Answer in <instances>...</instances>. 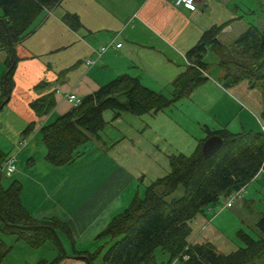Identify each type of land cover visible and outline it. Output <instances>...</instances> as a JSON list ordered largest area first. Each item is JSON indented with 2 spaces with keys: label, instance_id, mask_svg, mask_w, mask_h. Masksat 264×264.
<instances>
[{
  "label": "crops",
  "instance_id": "0c3cea01",
  "mask_svg": "<svg viewBox=\"0 0 264 264\" xmlns=\"http://www.w3.org/2000/svg\"><path fill=\"white\" fill-rule=\"evenodd\" d=\"M242 3L243 0H196L194 8L189 9L176 7L168 0H63L53 9H46L32 25L35 32L16 45L19 61L14 74L15 87L9 102L0 110V153L5 156L10 152L17 154L19 171L15 180L22 183V202L32 216L37 219L55 217L69 225L73 241L65 233L59 234L68 256L58 264H87L85 260L72 257L74 249L94 251L102 245L107 248L111 244L109 238L100 239L99 234L138 193L133 189L137 180L144 185L149 183H145L147 177L143 171H133L128 166L130 160L122 157V149L131 145L126 144L130 128L124 125V113L114 120V112L105 111L107 126L109 122L111 124L104 127L101 139L93 138L87 143L89 146L85 147L84 154L70 166L46 161L45 144L37 138L40 135L38 128L73 108L66 98L68 93L84 97L122 74L137 76L145 86L170 95L172 82L188 65L187 51L211 24H224L227 18L228 22L238 19L239 16L232 11L240 9ZM249 8L254 12L253 4ZM68 12L78 14L83 24L80 29L73 30L62 20ZM228 26L225 31L230 28ZM118 43H121L120 47L116 46ZM103 45L108 47L98 57L97 50ZM9 54L6 48L0 47V83ZM88 59L95 63L88 64ZM218 72L222 78L224 71ZM207 75L208 79L195 90L202 91L205 101L211 99V88H220L219 79L211 80L208 70ZM41 81L48 82V87L35 90V85ZM50 91L55 92V109L46 116H36L30 102ZM195 91L181 102H195L196 97H200V92L194 94ZM169 108L146 114V121L155 119L158 124L156 136L152 137L150 144L144 142V146L157 153L161 152L156 148L160 141L169 144L180 140L187 146L191 143L193 147L188 146L191 150L206 136L197 138L192 135L177 114L170 117ZM33 121L37 122V129L31 134H23ZM183 126L186 128L184 134ZM110 128L121 132L119 140ZM22 138L27 139V144L21 148L18 143ZM175 149L178 152L183 150L174 144L168 152ZM164 153L163 158L155 161L154 169L161 173L153 178L170 170V153L163 156ZM263 174L264 171H260L230 207L242 196L243 205L256 203V197L264 192ZM1 182L4 186L11 183L5 184L2 179ZM223 199L220 210H227L228 199ZM202 214L191 224V242L208 241L223 252L217 240L220 237L233 240L228 235V225L223 220L221 227L219 224L213 226L216 220L209 221ZM232 220L231 227L235 226L232 230L236 233L239 218L235 213ZM206 231H209L207 236L203 235ZM2 238L12 245V249L1 264L49 262L51 256L55 258L58 253L52 244L53 247L46 243L32 248L26 241L17 240L15 235L2 234ZM235 246H239L237 242ZM46 249L50 255L44 253Z\"/></svg>",
  "mask_w": 264,
  "mask_h": 264
},
{
  "label": "trees",
  "instance_id": "16d2710c",
  "mask_svg": "<svg viewBox=\"0 0 264 264\" xmlns=\"http://www.w3.org/2000/svg\"><path fill=\"white\" fill-rule=\"evenodd\" d=\"M62 1L0 0V19L7 24L5 26L0 20V47L9 51L10 37L13 48V58L9 54L5 61L7 92L4 76L0 83V110L9 102H6L7 96H11L15 87L14 74L19 61L16 45L35 32L32 25L46 9H53ZM62 20L73 30L83 26L75 13H66ZM228 25L229 22L210 26L187 51L188 65L174 79L170 96L145 86L137 76L122 74L84 96L79 105L53 122L42 124L38 132L46 147V161L55 165L76 162L91 139H101L100 132L107 124L104 118L107 110L114 112V119L124 112L155 114L189 97L208 79V64L204 58L210 50L217 53L229 86L248 81L264 95V29L251 24L232 45H226L219 36ZM48 85L41 81L34 89L42 90ZM56 105L55 92L50 91L32 100L29 106L36 116L42 117L52 113ZM262 115L264 117V109ZM36 129L37 122L33 121L23 134H31ZM212 135H219L223 144L211 157L205 158L202 146ZM4 156L0 153V165L7 155ZM168 158L169 172L149 184L144 196L136 193L129 205L99 234L98 238H109L111 244L94 251L74 249L72 257L85 260L87 264H264V215L257 222L260 236L253 237L245 229L237 230L235 236L239 247L229 253L220 252L208 241L191 242V224L199 214L222 198L228 199L232 193L241 191L264 171V130L237 133L228 129L207 130V136L199 140L192 154L175 153ZM2 177L0 264L12 249L2 234L15 235L17 240L26 241L32 248L52 242L57 256L52 261L42 260L37 264L61 262L68 254L59 232L67 234L73 241L67 222L55 217H33L22 202V183L14 180L4 186ZM180 186L184 189L183 195L168 199ZM158 249L169 256L167 262L158 259Z\"/></svg>",
  "mask_w": 264,
  "mask_h": 264
},
{
  "label": "rangeland",
  "instance_id": "374dc122",
  "mask_svg": "<svg viewBox=\"0 0 264 264\" xmlns=\"http://www.w3.org/2000/svg\"><path fill=\"white\" fill-rule=\"evenodd\" d=\"M248 1L249 2L243 0L240 9L232 11L234 15H238L239 18L230 21L228 26L230 28L227 31L225 30L222 31V33L219 36L220 41L222 43L226 45H232L235 42V40L240 36V34L243 31H245L251 24L258 26L261 29H264V7H263L264 0H248ZM250 3L254 5V12H252L251 11L252 9L249 8V5H251ZM1 12L2 11L0 9V14ZM228 19L229 18H227L225 21L228 22L229 21ZM205 61L208 64V68L206 69V72L208 70V74L209 77H211L210 78L211 80L219 79V81L221 82V83L218 82L220 88H211L210 91L211 99L209 101L208 100L205 101V98L202 96V91H195L194 94H197L196 92H200V97L199 96L196 97V100L193 103L187 102L184 104L181 102L183 99H180L174 104L173 107L169 108L170 117L173 114H177L180 122L185 127H189L192 135H195L197 138H202L207 136V130L217 131L224 129L223 127H225L226 129H228L233 133H237L238 131L241 132L243 130L263 131L264 117L262 115V112L264 109V95H262V92L258 88L251 87L248 81H242L241 83H238L236 85L229 86L226 80L224 79V77L219 78L220 76L218 74L219 73L218 71L221 70L223 72L224 70H222V68L219 66V57L217 53L214 52L213 50L208 51V53L205 55ZM228 96L233 98L234 101H232V99H230ZM106 112H113V111L107 110ZM124 114H125L124 116L126 117L124 121L125 123L124 125L129 126L130 128V131L127 132L129 134H127L128 140L126 141V144L130 143L132 146L128 145L127 147H124L122 149V157L124 158L126 157V160L127 159L130 160L128 166L133 171L138 172L139 170H141L144 172L145 176L147 177L145 179V183L151 184L154 180L157 179V177L156 178L153 177L161 173L160 171H156V169L154 168L156 167L155 161H157V159L163 158L162 153L164 152L170 154L183 153L186 155H190L196 150V147L198 145L197 143L194 145V148L188 150V146L190 148L193 147L191 143H188L187 146L186 143H183L180 140H174L169 144L160 141L159 145L156 148L162 153L161 152L156 153L155 152L156 150H151L149 146H144V142L150 144L149 141L152 139V137L156 136V128H157L158 120L147 119L146 121L145 116H148L146 114L135 115L130 112L127 113L124 112ZM110 124L111 123L109 122V125ZM106 126L107 124L105 125V127ZM185 127L183 134L186 132ZM103 129L100 132L101 135L104 133ZM109 130L112 131L113 135L117 136L119 140L121 132L118 129L113 130L112 128H110ZM177 135L180 138L181 133ZM37 138L42 140L40 135H38ZM34 142H36V140ZM174 144L176 145L178 144L180 149L183 150H179L178 152L175 149L168 152L171 146ZM88 146L86 145V147ZM125 150L126 153H123V151ZM165 153L163 154V156L166 155ZM166 167H167L166 169L169 168L168 166ZM18 171L19 169L17 170V172L15 171L11 175L12 177H9L6 175L5 172L1 174V170H0V176L3 175L2 181H4L5 184L14 181L18 174ZM167 172H163V173L167 174ZM166 174H163V176ZM261 178H264V174L261 176ZM149 184L144 185L138 179L136 187H134L133 189L135 193L138 192L141 196H144L145 189ZM252 189L253 187L250 188V190ZM183 193H184V189L182 186H180L173 195L168 197V199H172L173 197H180L183 195ZM250 197L251 196H249L248 198ZM223 200L224 199L222 198L221 201L218 202L217 204L212 205L209 208H206L203 214L201 213L202 214L201 216H204L205 218H207V220L209 219V221L216 220L212 224L213 226H217L219 224L221 227L223 225V220L225 225H228L227 228V231H229L228 235L233 240H231L230 238H223V237H220L218 238L219 240H217L218 243L220 244L219 249H221L224 253H228L239 247V246L238 247L235 246V242L236 241L239 242L235 236L234 233L235 230L234 231L232 230L234 229L235 226H233V228L231 227L232 223H234L232 220V216L234 215V213L239 218V221H237L239 226H237V228L235 229H240L241 227H244V229L248 231L253 237L260 236L261 232L257 227V222L261 217V212L262 211L264 212V192L262 196L256 197V203H249L248 205L247 204L243 205L242 200L244 199L242 196L237 202H235V205L233 207H229L227 208V210H220L222 207L221 202ZM60 233L63 232H59V234ZM208 234L209 231L203 233V235L205 236H207ZM47 244L53 247L51 245L53 244L52 242L51 243L49 242ZM240 245L243 244L240 242ZM70 250L72 251V249ZM44 253H48L50 255V252L47 249L44 251ZM156 254L159 260H164L166 262L169 260V256L164 255L161 249H158ZM53 259H54L53 256H51V261ZM173 264H182V263L174 262Z\"/></svg>",
  "mask_w": 264,
  "mask_h": 264
},
{
  "label": "built area",
  "instance_id": "2783aa9c",
  "mask_svg": "<svg viewBox=\"0 0 264 264\" xmlns=\"http://www.w3.org/2000/svg\"><path fill=\"white\" fill-rule=\"evenodd\" d=\"M168 1L172 2L173 5H175L176 7H185L189 9H193L194 6L196 5V0H168ZM116 46L120 47L121 43H118ZM107 47L108 46L103 45L97 50L98 57L101 56L106 51ZM87 62L88 64L95 63L93 59H88ZM66 98L69 100L70 103L73 104V106H77L82 102L83 97L78 96L75 93H68L66 95ZM263 130H264V123H263ZM18 144L21 148L24 147L27 144V139L22 138ZM17 160L18 158L16 153L10 152L9 154H7L3 164H1L0 166L1 174L5 172L7 176H11L17 170ZM238 196L239 194L237 192L232 193L228 197L227 206L229 207L232 206L233 202L238 198Z\"/></svg>",
  "mask_w": 264,
  "mask_h": 264
},
{
  "label": "water",
  "instance_id": "95a60500",
  "mask_svg": "<svg viewBox=\"0 0 264 264\" xmlns=\"http://www.w3.org/2000/svg\"><path fill=\"white\" fill-rule=\"evenodd\" d=\"M0 20L3 22V24L5 26H7L4 19H0ZM8 37H9V35H8ZM9 52L13 58V48H12V41H11L10 37H9ZM7 73L8 72L5 73L4 79H3V85H4V89L6 92H7ZM9 99H10V95L7 96L6 102L9 101ZM222 144H223V139L219 135H212V136L208 137L204 141L203 146H202V152H203L205 158L211 157L212 154L222 146Z\"/></svg>",
  "mask_w": 264,
  "mask_h": 264
},
{
  "label": "bare ground",
  "instance_id": "6f19581e",
  "mask_svg": "<svg viewBox=\"0 0 264 264\" xmlns=\"http://www.w3.org/2000/svg\"><path fill=\"white\" fill-rule=\"evenodd\" d=\"M238 194H240V191L239 192H237Z\"/></svg>",
  "mask_w": 264,
  "mask_h": 264
}]
</instances>
